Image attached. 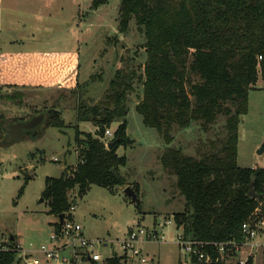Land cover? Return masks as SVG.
Returning a JSON list of instances; mask_svg holds the SVG:
<instances>
[{
  "label": "rangeland",
  "instance_id": "374dc122",
  "mask_svg": "<svg viewBox=\"0 0 264 264\" xmlns=\"http://www.w3.org/2000/svg\"><path fill=\"white\" fill-rule=\"evenodd\" d=\"M118 2L107 0L92 10V0H2L0 49L8 55L11 65L0 70V243L9 245V237L13 236L15 246L33 250L48 240L52 230L50 222L56 218L46 213L47 201H40L44 179L58 176L66 165L76 164L75 127L95 131L89 122L77 124L76 107L82 102L92 105L100 100L109 78L117 68L123 67L127 73L134 71L125 118L126 136L133 142L121 144L116 149L117 155L126 160L118 170L124 183L113 187L92 184L81 195L74 187L69 191L71 206L75 207L72 217L82 225L88 238L102 241V244L94 245L102 256L97 264H103V259L108 256H117L113 253L121 252L119 241L135 226L156 230L159 239L140 244L141 252L147 258L145 263L135 259L128 262L123 256L125 264H179L183 258L176 244L180 228L174 222L173 214L183 211L184 199L175 186V176L167 173L160 162L166 147L164 139L154 128L145 126L142 116L135 110L142 96L146 58L144 37L134 20L126 33L117 31ZM47 40L51 41V53L57 51L65 55L51 58L49 72L52 75L47 76L44 70L40 78L44 85L46 81L52 85L61 72L68 68L70 73L75 69L77 75L73 79L77 84L74 88L22 87L19 84L25 78L34 77L24 67L26 58L20 57V51H33ZM52 61H55L53 65ZM76 65H79L78 69ZM3 82L16 83L17 87ZM53 106L60 113L62 129L46 126L45 112ZM40 113L44 116L34 132L33 129L24 130L17 139L4 141L7 131L3 125L26 121ZM224 119L220 114L205 130L196 122L185 128H174L169 146L180 149L185 156L197 157L208 139L224 133ZM117 124L115 121L107 128L114 132ZM237 132V164L264 168V151L258 153L264 144L261 77L248 91L247 111L240 117ZM103 137L104 140L112 138ZM26 175H30V179L24 185ZM22 186V193L18 195ZM126 186L138 188L139 206L124 193ZM256 213L259 220H264V200ZM167 219L170 221L164 225ZM257 241L260 246L252 250L242 248L239 255L251 251L256 263L264 264V236L258 237ZM20 255L17 252L15 259ZM36 255L41 264H46L41 253ZM232 263L233 258L227 259L226 264Z\"/></svg>",
  "mask_w": 264,
  "mask_h": 264
},
{
  "label": "trees",
  "instance_id": "16d2710c",
  "mask_svg": "<svg viewBox=\"0 0 264 264\" xmlns=\"http://www.w3.org/2000/svg\"><path fill=\"white\" fill-rule=\"evenodd\" d=\"M106 1L92 0L90 9ZM131 20L143 34L146 54L142 96L135 110L144 125L164 139L160 162L175 176L184 199L183 211L173 214L174 222L185 237L203 242L210 255L204 264H226L234 256L219 252L217 244L242 241V223L264 200V168L237 164V129L247 111L248 91L258 77L264 89V0H119L117 31L126 33ZM133 77L134 71L117 68L100 100L76 107L77 124L89 122L95 131L76 126V164L44 179L42 200L48 204L46 213L56 218L51 223L55 230L60 214L71 217L69 191L74 187L81 195L92 184L123 185L118 170L126 160L116 149L126 143V101ZM220 114L225 117L224 133L208 139L197 157L169 146L174 128L196 122L205 130ZM45 116L46 126L64 127L55 106ZM115 121L112 138L104 140L105 129ZM110 142L114 144L108 148ZM252 176L257 198L247 195ZM29 179L26 175L24 185ZM133 189L138 196V188ZM13 239L10 248L0 252V264H18ZM124 260L112 256L108 264H125Z\"/></svg>",
  "mask_w": 264,
  "mask_h": 264
},
{
  "label": "built area",
  "instance_id": "2783aa9c",
  "mask_svg": "<svg viewBox=\"0 0 264 264\" xmlns=\"http://www.w3.org/2000/svg\"><path fill=\"white\" fill-rule=\"evenodd\" d=\"M260 59L261 56H258ZM105 137H112L113 132L110 128L104 131ZM56 160V159H55ZM74 206L69 207L68 213L71 217H64L58 230L52 228L48 240L40 244L37 249H22L20 246L14 248L15 254L19 252L20 257H16L19 263L23 264H41V260L36 255L41 253L46 264H95L102 260L101 254L95 250L94 245L102 244L101 240L88 238L83 231L82 225L75 221L72 217ZM67 213V215H68ZM256 212L253 215L256 217ZM252 215V216H253ZM250 217L245 220L242 225V233L244 238L240 242H225L217 244V250L225 256L231 255L228 259H234V264H257L251 251L245 255H239L242 248L252 250L260 246L258 237L264 236V220H259L257 217ZM174 220V219H173ZM170 219L164 221V225L169 223ZM160 225V222L157 221ZM176 235V244L183 254V258L179 264H204L210 260V255L203 249V242L192 240L185 237L182 232V227ZM156 230H147L143 226H135L128 230L125 237L119 241L121 252H114L117 256H124L130 260H137L139 263H145L147 258L141 252L140 244L148 240H158ZM10 247L0 243V252L8 250ZM108 256L103 259L105 264H108ZM103 263V264H104Z\"/></svg>",
  "mask_w": 264,
  "mask_h": 264
},
{
  "label": "crops",
  "instance_id": "0c3cea01",
  "mask_svg": "<svg viewBox=\"0 0 264 264\" xmlns=\"http://www.w3.org/2000/svg\"><path fill=\"white\" fill-rule=\"evenodd\" d=\"M79 6H81L80 3H79ZM2 22H3V11H2V0H0V28H1V25L3 24ZM77 25H78L77 30L79 31L80 30L79 28L81 26V20H79V23ZM0 33H1V29H0ZM78 33L80 35V32ZM50 42H51L50 40H47L45 41V43L41 44V46H38L37 48L35 47L33 51H30V52L20 51V53H22L20 54V57L26 58L24 67L26 68L28 73H31L32 75H34V77L30 76L29 78H25L21 80L19 84L22 85V87L28 86V87H37V88H44V87L49 88L50 86H54L57 89H67V88L71 89V88H74L73 86L77 84V82H75V80L73 79V77L77 75V73H75L76 70L74 69L70 73H68V68H67L64 72H61L62 74H59L58 79L56 80V82H53L52 85L49 84L47 81L45 82L46 84L44 85L43 79L40 78L39 75L40 74L44 75V70H46L47 76L50 75L51 72H49V68H50L49 60L51 58H62L65 55V53L61 54L57 51H54L51 53L49 50ZM9 60L10 59L8 55L3 54V49H0V70L1 71L2 70L4 71L5 68L11 65V61ZM4 62H10V63L3 65ZM54 62L55 61H52L51 65H53ZM74 65L75 64H73V66ZM77 67H79V65H76V69H78ZM67 76L70 77V79L65 80ZM3 83H9L6 85H14L17 87L16 83H12V82H3ZM51 223H53V221L50 222V225ZM52 228L53 226L51 225V229ZM105 242H107V240ZM104 245L106 246V244Z\"/></svg>",
  "mask_w": 264,
  "mask_h": 264
},
{
  "label": "water",
  "instance_id": "95a60500",
  "mask_svg": "<svg viewBox=\"0 0 264 264\" xmlns=\"http://www.w3.org/2000/svg\"><path fill=\"white\" fill-rule=\"evenodd\" d=\"M43 116H44V114L40 113L38 115L31 117L30 119H28L26 121L14 122L11 124L3 125L2 128L7 131V134H6L4 141L9 142L10 140L17 139L22 134V132L24 130L36 128V126L39 124V122L41 121ZM132 142H133V139L126 137V143L130 144ZM113 144H114V142H110L106 146L108 148H111ZM263 151H264V144L260 149H258V153H262ZM253 183H254V177L252 176L251 181L248 184L247 195L252 197V198H257L258 194L254 190ZM124 193L130 198L131 201H133L135 203L139 202V198H138L136 192L134 191V189L132 187L126 186L124 188ZM40 201H42V198L40 199ZM63 218H64V215L60 214L59 215V223L60 224L62 223ZM12 237L13 236H10L9 239H11Z\"/></svg>",
  "mask_w": 264,
  "mask_h": 264
},
{
  "label": "flooded vegetation",
  "instance_id": "af4514ba",
  "mask_svg": "<svg viewBox=\"0 0 264 264\" xmlns=\"http://www.w3.org/2000/svg\"><path fill=\"white\" fill-rule=\"evenodd\" d=\"M33 132H34V129H33Z\"/></svg>",
  "mask_w": 264,
  "mask_h": 264
}]
</instances>
